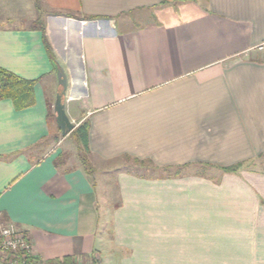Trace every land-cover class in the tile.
<instances>
[{
	"label": "crops",
	"instance_id": "obj_1",
	"mask_svg": "<svg viewBox=\"0 0 264 264\" xmlns=\"http://www.w3.org/2000/svg\"><path fill=\"white\" fill-rule=\"evenodd\" d=\"M263 43L264 0H0V69L38 80L29 106L0 99V226L44 261L264 264ZM59 70L90 162L116 172L110 237L96 178L56 165Z\"/></svg>",
	"mask_w": 264,
	"mask_h": 264
},
{
	"label": "trees",
	"instance_id": "obj_2",
	"mask_svg": "<svg viewBox=\"0 0 264 264\" xmlns=\"http://www.w3.org/2000/svg\"><path fill=\"white\" fill-rule=\"evenodd\" d=\"M41 32L45 51L47 52L53 68L57 70V62L55 56L46 41L45 30L42 26ZM37 81L38 80H25L6 70L0 69V99H9L14 103L17 109H23L31 104V95ZM88 129V122H82L77 127H75L66 138H70L74 141L78 153V162L83 168L84 172L87 175L91 176L92 168L89 166V162L86 158L89 153L87 143ZM64 158V154H59L57 156L56 165H59V163L63 162ZM134 163L138 166L144 165L142 162L134 161ZM238 167V165H233L230 167H224L221 170L224 173H236ZM43 262V264H100L99 260L96 258L95 253L81 256L79 260L73 256H65L48 261L43 260ZM24 264H30V259L27 258V261H25Z\"/></svg>",
	"mask_w": 264,
	"mask_h": 264
},
{
	"label": "rangeland",
	"instance_id": "obj_3",
	"mask_svg": "<svg viewBox=\"0 0 264 264\" xmlns=\"http://www.w3.org/2000/svg\"><path fill=\"white\" fill-rule=\"evenodd\" d=\"M59 148L62 150V153L67 157L70 156V162L75 164L78 161L77 158V150L75 143L72 139L67 138L64 142L59 145ZM89 166L92 168V175L89 177H95L96 183V191H97V209L99 212V226L97 229V237H110V223L109 218H107L108 213L107 210L112 207L117 198H114L113 195L115 193L114 187V179H115V171L108 172L103 169H96V165L90 162L89 156H86ZM109 248V242L106 243Z\"/></svg>",
	"mask_w": 264,
	"mask_h": 264
},
{
	"label": "built area",
	"instance_id": "obj_4",
	"mask_svg": "<svg viewBox=\"0 0 264 264\" xmlns=\"http://www.w3.org/2000/svg\"><path fill=\"white\" fill-rule=\"evenodd\" d=\"M264 49V43L257 47ZM30 259V264H43L33 249L27 235L17 231L12 225L0 226V264H24Z\"/></svg>",
	"mask_w": 264,
	"mask_h": 264
},
{
	"label": "water",
	"instance_id": "obj_5",
	"mask_svg": "<svg viewBox=\"0 0 264 264\" xmlns=\"http://www.w3.org/2000/svg\"><path fill=\"white\" fill-rule=\"evenodd\" d=\"M57 83L59 86V91L55 95V100L53 104V112L55 115V121L57 127L60 130L61 136H67L73 129L74 125L68 119L65 109L63 99L67 92V79L62 70L56 73Z\"/></svg>",
	"mask_w": 264,
	"mask_h": 264
}]
</instances>
